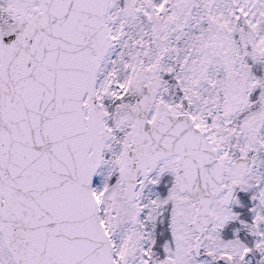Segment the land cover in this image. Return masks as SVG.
I'll return each instance as SVG.
<instances>
[{
	"label": "snow or ice",
	"instance_id": "snow-or-ice-1",
	"mask_svg": "<svg viewBox=\"0 0 264 264\" xmlns=\"http://www.w3.org/2000/svg\"><path fill=\"white\" fill-rule=\"evenodd\" d=\"M0 264H264V0H0Z\"/></svg>",
	"mask_w": 264,
	"mask_h": 264
}]
</instances>
